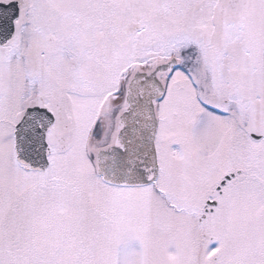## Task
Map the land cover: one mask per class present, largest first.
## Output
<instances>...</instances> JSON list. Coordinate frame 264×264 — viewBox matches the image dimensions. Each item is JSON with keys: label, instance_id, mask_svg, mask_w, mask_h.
Returning a JSON list of instances; mask_svg holds the SVG:
<instances>
[{"label": "snow or ice", "instance_id": "snow-or-ice-1", "mask_svg": "<svg viewBox=\"0 0 264 264\" xmlns=\"http://www.w3.org/2000/svg\"><path fill=\"white\" fill-rule=\"evenodd\" d=\"M0 264H264V0H0Z\"/></svg>", "mask_w": 264, "mask_h": 264}]
</instances>
